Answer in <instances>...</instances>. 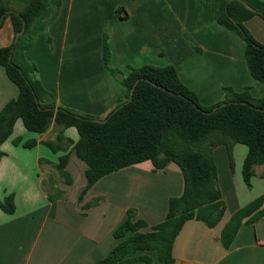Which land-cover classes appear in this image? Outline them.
<instances>
[{
    "label": "crops",
    "instance_id": "0c3cea01",
    "mask_svg": "<svg viewBox=\"0 0 264 264\" xmlns=\"http://www.w3.org/2000/svg\"><path fill=\"white\" fill-rule=\"evenodd\" d=\"M11 8L18 9L14 4ZM218 12L219 0H61L58 15L25 52V59L36 65V77L56 106L95 118L106 117L123 94L119 79L103 64L104 38L112 68L126 75L128 67L171 65L204 107L221 101L225 87L235 92L249 88L253 98H263L264 83L250 75L243 41L218 24ZM244 26L264 45L263 18L254 16ZM14 36L11 20L5 17L0 49L9 47ZM17 95V86L0 66V110ZM55 137L53 125L34 134L17 120L1 145L0 200L13 194L15 211L7 214L0 209V264H95L117 244L113 231L128 210L147 223L142 232H148L164 220L169 199L183 191L176 164L155 170L144 161L104 176L79 200L87 165L71 151L72 145L57 153L43 145ZM64 137L73 143L78 140L72 127L64 130ZM15 139L21 143L14 145ZM28 140L36 141L31 149L22 147ZM247 151L245 145L235 144L231 167L224 146L213 150L225 212L213 228L194 219L185 222L173 243L174 264H264V216L254 224H243L229 248L219 240L238 209L258 197H263L264 207V165L255 167L250 188L242 179ZM66 154L70 185L63 183L54 167ZM50 175L57 180L54 188L64 192L63 198L52 202L43 190ZM94 200L96 205L83 209ZM149 255V264H158L155 253Z\"/></svg>",
    "mask_w": 264,
    "mask_h": 264
},
{
    "label": "trees",
    "instance_id": "16d2710c",
    "mask_svg": "<svg viewBox=\"0 0 264 264\" xmlns=\"http://www.w3.org/2000/svg\"><path fill=\"white\" fill-rule=\"evenodd\" d=\"M228 1L219 0L217 22L243 41L249 73L253 79L264 83V45L244 26V22L254 16L264 19V2L242 0L255 10L250 11L238 0ZM12 4L18 9L12 10ZM60 6L61 0H0V27L3 19L9 17L15 35L25 22L24 32L17 41L0 49V66L18 88L17 97L0 110V159L3 156L1 145L12 134L15 122L20 120L25 129L34 134H43L53 125L55 140L45 141L43 145L53 153L66 151L67 146L72 145L71 151L87 165L86 186L79 200L101 178L123 168L144 161H150L155 170H162L169 163L176 164L182 174L183 191L180 196L169 199L164 220L148 232H142L147 223L135 219L134 210H128L126 219L113 231L117 244L105 258L95 263L149 264L152 262L149 253H155L158 264H174L173 243L185 222L194 219L213 228L225 212L213 150L224 146L233 167V146L247 147L241 174L248 188L255 167L264 165V97L253 98L249 88L235 92L225 87L221 101L204 107L196 94L180 81L171 65L128 67L126 75L110 67V49L104 38L103 64L123 87L116 108L128 100L135 86L132 100L104 118L56 106L52 95L36 77V65L25 59V52L33 46L37 36L47 30ZM223 103L226 105L219 107ZM94 119L107 121L100 124ZM70 127L78 134L75 143L64 137V130ZM19 143L20 139L13 141L14 145ZM35 145V140L22 142V147L28 149ZM67 159L68 154L60 156L54 167L63 183L70 185L71 179L65 170ZM261 177L264 178V173ZM43 184L51 191L47 195L50 202L64 197V192L54 188L52 181ZM97 203L98 200H94L83 209ZM0 209L7 214L14 213L13 194L0 200ZM263 216V197L238 209L221 231V245L229 248L243 224H254Z\"/></svg>",
    "mask_w": 264,
    "mask_h": 264
},
{
    "label": "water",
    "instance_id": "95a60500",
    "mask_svg": "<svg viewBox=\"0 0 264 264\" xmlns=\"http://www.w3.org/2000/svg\"><path fill=\"white\" fill-rule=\"evenodd\" d=\"M230 1H232V0H229L228 2H230ZM238 1H240V2L245 6L246 9H248V10H250V11H255V10L252 9L250 6H248L246 3H244L242 0H238ZM24 28H25V22H23L22 30L15 34V36H14V40H13V43H15V42L17 41V39L23 34V32H24ZM10 59H11V56L9 57V61H10ZM137 82H138V81L135 82V85H136ZM134 87H135V86H133V88L131 89L130 96H129L128 100L125 101L123 104L119 105L117 108H115V109L112 111V113H115V112H116L119 108H121L124 104H126V103H128V102H130V101L132 100V94H133ZM224 105H226V103L221 104L219 107H222V106H224ZM215 109H216V108H214L213 111H214ZM210 113H211V112H208L207 114H210ZM94 121L97 122V123H100V124H104L107 120H106V119H104V120L94 119Z\"/></svg>",
    "mask_w": 264,
    "mask_h": 264
},
{
    "label": "rangeland",
    "instance_id": "374dc122",
    "mask_svg": "<svg viewBox=\"0 0 264 264\" xmlns=\"http://www.w3.org/2000/svg\"><path fill=\"white\" fill-rule=\"evenodd\" d=\"M43 32H45V31H43ZM183 33H185V35L183 36V38H184V39H187V38H188V33H187V32H183ZM35 40H36V39H35ZM186 41L188 42L189 45H191V43H190L189 40H186ZM163 56H164L165 59H166L167 54H166V50H165V49L163 50ZM109 64H110V67H111V60H109ZM49 180L52 181L53 183H56V182H57V180L55 179L54 175H50V176L47 178L46 182H48ZM43 185H44V184H43ZM43 190H44V192H45L47 195H48L49 193L51 194V191L47 189V184H46V186H45V185L43 186Z\"/></svg>",
    "mask_w": 264,
    "mask_h": 264
}]
</instances>
